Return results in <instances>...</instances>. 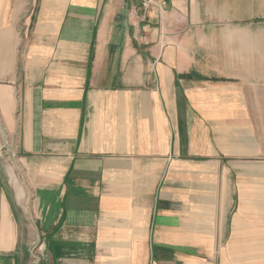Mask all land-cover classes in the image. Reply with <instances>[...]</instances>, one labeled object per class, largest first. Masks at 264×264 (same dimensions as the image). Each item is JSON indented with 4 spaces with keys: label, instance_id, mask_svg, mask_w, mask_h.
<instances>
[{
    "label": "crops",
    "instance_id": "0c3cea01",
    "mask_svg": "<svg viewBox=\"0 0 264 264\" xmlns=\"http://www.w3.org/2000/svg\"><path fill=\"white\" fill-rule=\"evenodd\" d=\"M0 264H264V0H0Z\"/></svg>",
    "mask_w": 264,
    "mask_h": 264
},
{
    "label": "rangeland",
    "instance_id": "374dc122",
    "mask_svg": "<svg viewBox=\"0 0 264 264\" xmlns=\"http://www.w3.org/2000/svg\"><path fill=\"white\" fill-rule=\"evenodd\" d=\"M15 137L12 138L8 136L4 131H0V154L3 161H7L8 163L14 162L17 167H19L17 163V157L14 155L15 153ZM37 246H32L30 251L27 253V264H39V259L36 251Z\"/></svg>",
    "mask_w": 264,
    "mask_h": 264
},
{
    "label": "built area",
    "instance_id": "2783aa9c",
    "mask_svg": "<svg viewBox=\"0 0 264 264\" xmlns=\"http://www.w3.org/2000/svg\"><path fill=\"white\" fill-rule=\"evenodd\" d=\"M128 5V13L130 15H136L139 11L147 12L154 11L162 13L170 0H124Z\"/></svg>",
    "mask_w": 264,
    "mask_h": 264
}]
</instances>
